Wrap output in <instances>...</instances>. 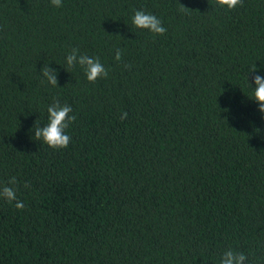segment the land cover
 Returning <instances> with one entry per match:
<instances>
[{"label":"trees","instance_id":"1","mask_svg":"<svg viewBox=\"0 0 264 264\" xmlns=\"http://www.w3.org/2000/svg\"><path fill=\"white\" fill-rule=\"evenodd\" d=\"M242 3L0 0V183L16 177L24 204L0 199V264H219L228 247L264 264V117L248 86L264 76V0ZM135 10L166 33L136 29ZM72 48L108 77L68 69ZM54 99L77 117L61 150L32 139Z\"/></svg>","mask_w":264,"mask_h":264},{"label":"clouds","instance_id":"2","mask_svg":"<svg viewBox=\"0 0 264 264\" xmlns=\"http://www.w3.org/2000/svg\"><path fill=\"white\" fill-rule=\"evenodd\" d=\"M51 5L57 8L62 7V0H50ZM215 3L220 8L227 10H233L238 6H243L242 0H215ZM180 6V5H179ZM180 8L188 12L189 10L183 6ZM132 25L136 29L147 30L156 36H162L166 33L167 29L162 25V21L155 15L146 12L144 10H135L131 19ZM123 56V50L117 48L115 51V61H121ZM66 65L68 69H73L77 66L84 70L86 79L89 83H95L98 79L107 78L109 75L108 70L100 62L98 57L89 56L86 53H81L78 48H72L66 56ZM125 70H130L131 65L125 64ZM257 69L255 65L249 73H255ZM40 75L47 81L48 84L56 86L58 83L57 72L50 68L48 64L40 70ZM248 84V83H247ZM254 88L252 101L258 105V111L264 117V76L255 75L253 77ZM71 106L64 104L61 105L58 99H54V102L47 108L48 123L44 126L33 124L31 131L34 132L32 139L42 141L49 148L53 150L66 149L71 143V137L66 134V129L77 119L72 113ZM126 113L121 115V119H125ZM17 179L16 177L10 178L5 183H0V199L5 200L8 203H13L17 210H23L24 204L17 198ZM24 188H28L30 185L25 183ZM248 257L243 252H238L231 247H228L221 255L219 264H246Z\"/></svg>","mask_w":264,"mask_h":264}]
</instances>
